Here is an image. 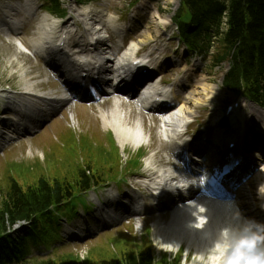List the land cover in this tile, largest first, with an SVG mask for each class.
<instances>
[{
	"label": "bare ground",
	"instance_id": "6f19581e",
	"mask_svg": "<svg viewBox=\"0 0 264 264\" xmlns=\"http://www.w3.org/2000/svg\"><path fill=\"white\" fill-rule=\"evenodd\" d=\"M33 6V0H26L24 4L20 5L24 10L22 11L19 5H14V3L12 4L6 1L0 2V30L6 34L8 41L10 40L16 45L17 51L20 54L27 50L26 46L21 42L20 37L22 34L24 35L26 19L36 15V10ZM103 7L104 6L97 7L91 4L74 11L75 17H77L84 26L86 36L83 35L82 32L78 35L77 29L79 27L75 25V19L73 17L60 22L50 17L48 14H42L38 20V35L30 37L28 43L37 53L42 54L43 58L49 61L51 60L54 64L62 63L65 68H68L69 71L66 73V76L73 81L72 85L77 86L78 83L81 84L90 81L93 83L97 82L111 94L120 92L118 91L120 90V85H124L121 87L123 89L127 87L131 89L135 84L139 86V81L142 77L140 78V65L136 66L133 63L134 55L139 49L137 42H131L120 57L111 53L112 49L108 45L109 39L107 38L108 27L111 26L118 35H121L124 29L116 24V19L113 16L107 15L108 10ZM141 8L147 9L146 3H143ZM230 9L231 6L228 8V12L225 11L221 18L222 28H224L227 19L226 15L229 16ZM147 12L149 11L147 10ZM153 18L155 23L158 24V27L162 25L166 28L171 22L170 16H162L158 10L153 12ZM225 30H227V28ZM58 33L60 34L57 37ZM240 33H242V30L239 34ZM64 34L66 35L65 40L62 39ZM63 41L65 42L64 45L61 44ZM158 70L159 68L156 65L154 72H159ZM192 70V72H194V69ZM190 78L191 74H188L187 79L189 80ZM178 83L179 87H183L181 81ZM144 84V92L139 95L140 100L145 105L154 104L153 99L158 96L164 101L160 103V107L162 108L167 106V103H173V105L165 111L168 115H166V118L162 121V128L166 136L171 138V146L173 148L177 147L178 139H180V135L187 121L191 120L193 117V110L189 104H191L192 101H194L195 105L199 104V102L196 101L197 98L194 97L196 94L190 93L189 96L181 99L177 95L178 93L174 92L173 86L169 92V89L159 87L154 80H149L147 84L146 82ZM27 85L32 86L30 82H28ZM197 91L198 95L202 97V100H204L205 97H210V94L213 93L212 87L206 83L200 86ZM130 92L135 93L136 91ZM171 92L172 95L170 94ZM22 95L27 96V98L16 99L13 97L11 98L9 95L6 96L8 100L7 104L13 109L14 118L4 116L3 119H7L6 125L13 129H15L13 124H15L17 128H23L27 120L36 119L40 114H45L49 112L50 109L53 110L56 103L61 104L62 102H67L63 101V99H68L67 96H65L68 95L67 93L63 95L64 97L61 99V102L58 97H52L49 94L45 96L42 95L38 103H44L50 106L43 112L35 103L39 100L37 94L31 92L29 88L26 87V91L22 92ZM122 105L123 101L115 97L114 108L110 114L107 113L109 117L101 113L104 127L106 129L111 127L116 138L122 145L125 143H132L133 146H139L143 142V130L141 129L143 127L140 122L134 128L124 123L125 119L121 111ZM243 122H245V120H243ZM245 134H249V131H245L243 136L241 138L239 137L240 145H242L245 139ZM258 170L259 168H254L250 179L248 178V182L251 183V181H255V179L259 181L260 174L259 172L257 173ZM159 175L160 179H156L153 182L149 181L147 185H149L150 182L153 185H163L165 189L171 191L184 206L172 214V218L168 223L157 222L155 224L156 233L162 243L168 247L177 249L181 243H186L188 248H194L196 250L200 259L205 256L203 253L206 245L202 239L201 232L195 227V220L204 223L205 219L210 218L211 223L208 227L212 229L220 226L224 222H236L238 219L236 214L243 210H250L246 216H242L241 213V216L244 218H249V215L251 216L260 211L259 208H254L250 201H247L248 193L247 191H242L243 189L237 192L235 197L224 195L220 197V199L209 200L208 198L204 200L199 196L196 198L197 192L189 195L190 192H194L191 186L193 185L196 187V179L189 178L174 165L170 164L164 167L161 172H159ZM259 184L262 185L261 182H259ZM194 198H196L195 202L188 203ZM232 203L233 206H231ZM202 207L206 209V212L203 214L200 211ZM113 213V208L110 212L109 210H103V220L105 222L110 220L111 214ZM255 219H257V216L254 220ZM215 259H218V257L209 256V260Z\"/></svg>",
	"mask_w": 264,
	"mask_h": 264
},
{
	"label": "rangeland",
	"instance_id": "374dc122",
	"mask_svg": "<svg viewBox=\"0 0 264 264\" xmlns=\"http://www.w3.org/2000/svg\"><path fill=\"white\" fill-rule=\"evenodd\" d=\"M129 1L130 0H95L92 1L91 4L97 7L104 6L108 10V15H115L118 18L121 17L122 20L125 19L126 21H128V19L124 18V16ZM153 1V5L162 16H171V18L173 14L178 11L180 5L179 0ZM15 2H18V0H15ZM63 2L69 4L70 7L73 6L72 0H63L62 3ZM153 12L154 10L151 14L147 15L145 13L139 12V15L135 16L136 20L141 25L135 26L133 28L134 33L132 39L135 41H141L142 46H144L143 50L141 51V53L143 54H148V50L152 47H155L157 43L158 45L156 47H158L159 49H166L167 47H174L175 45L174 43H172L170 45L173 46H170L166 43V37L165 34H163L162 30V28L164 27L162 25L158 27V24L155 23ZM37 24V20H35L26 25V30L23 35L25 37H21V41H23L25 45L27 44V38L36 35ZM128 25H136V22H129ZM161 40L163 42H161ZM160 44H163L164 48H162ZM222 51L223 50L221 48V44H216V46H214L212 50V53L215 52V54H211L213 56V60L214 57L218 55V53L221 54ZM152 52L156 53V51ZM170 52L171 49L167 48L161 53L171 55ZM196 63H198L197 66L199 67V72L196 79L197 82L192 86L193 89L187 94V96H189L190 93H195L196 95L194 97L197 98L196 101L199 102L198 105H195L194 101L189 104V106L193 110L195 117L200 116L201 118L207 120L209 112L201 110L202 103L210 104L214 107L216 111L214 113H210L211 116H214L228 100L237 98L240 99L241 102H246L243 97H239L236 94L229 92L222 86L223 84H221L222 82L220 78L225 73L224 66L223 68H212L211 57L201 58L200 60L197 59ZM176 73H180V67L175 68L171 66V68H169L168 70H164L163 74H165L167 78H171ZM52 80L53 78L50 76L47 70L39 64V62H36L35 59L26 52L21 54L18 53L16 45L13 44L12 41H8L6 35L0 32V88H6L7 90L13 92H20L24 90L28 86L27 83L30 82L32 86L28 87L34 90V93L50 95L57 94L59 96L61 94V87H59L57 83L53 82ZM204 83L208 84L213 89V96L209 98L211 101H204L202 100V97L198 95L197 90ZM121 100L123 101L121 111L124 116L125 122L131 127H135L139 122L141 123L145 130L144 138L146 142H144V144L146 145V147H144V149L150 154L149 156H151V159L155 164L160 167H167V164L165 163H168V159L164 156V153H166V151L161 139L160 121L157 120V117H151L149 114H144L143 112L139 111L136 104L132 101H127L123 98H121ZM245 105L246 107L244 108V113L247 116L248 123L254 124L255 122H260L264 128V112L251 106L249 102L245 103ZM103 107L108 113H110L114 108V99L112 98L107 100ZM98 110V108L93 107L92 105L89 106L84 103L78 104L77 106H71L70 109L66 110L59 119L54 120L50 126L47 125L41 128L40 131L43 130V132L36 139H30L19 143L11 150L7 151L4 155H0V189L4 190L6 187L5 167L6 162L8 161L14 160L19 163L24 162L26 164L42 162L41 165L44 166L43 159L45 157V154H50L55 157L59 155L63 158V155L59 149V144H57L58 141L62 144L63 148L69 147L70 144H72V140H74V138L78 139V137L74 136L72 133L68 134V130H71L76 134H80L81 136H87L89 140L97 146H101V144H104V147L106 144L110 145V138L108 136H105L108 132L103 128V123L99 119ZM254 117L258 120H254ZM126 150L129 152H134V150L130 147H127ZM141 150H143V148ZM252 155L257 157L259 154L257 152H253ZM262 162L264 163V159H262L260 163L262 164ZM261 175L262 182L264 183V173H261ZM258 186L259 185L254 182L251 186L252 190L256 191L258 189ZM1 195H3V192L0 193V196ZM1 199L2 197L0 198V201ZM170 219V215H164L152 222L160 220V222L168 223ZM83 220H85V218ZM83 220H80L79 224L83 223ZM96 221L97 220H93L92 223ZM61 223L64 224V221L62 220ZM133 225L135 227L134 233L137 236H140L147 226L144 219L135 221ZM64 228L70 230V226L64 225ZM73 228H76V226L73 225ZM123 229H125V227L120 230ZM120 230L113 231L110 233V235L120 234ZM155 235V233H152V238L154 240H156ZM107 237L108 234H104V236H101L96 240H84L83 242H80V245L68 247L63 250H73L77 254L86 255L87 251L93 245L100 244L103 240L107 241ZM34 254L36 256H39L36 251L34 252ZM193 257L194 255L192 256V261L194 260ZM193 262L191 264H200L199 256L197 255V253L196 259Z\"/></svg>",
	"mask_w": 264,
	"mask_h": 264
},
{
	"label": "trees",
	"instance_id": "16d2710c",
	"mask_svg": "<svg viewBox=\"0 0 264 264\" xmlns=\"http://www.w3.org/2000/svg\"><path fill=\"white\" fill-rule=\"evenodd\" d=\"M49 1L52 11L58 14L63 12L58 0ZM230 6L229 16L226 15L227 30L221 33V18ZM174 18L182 30L184 41L192 50H206L212 38L217 36L223 51L215 56L214 64L223 61L229 54L227 50L234 49L236 67L228 77V86L237 93L244 90L249 97L264 105V85H261L264 83V0H181ZM193 25L196 29L191 28ZM95 149L88 152V161L82 171L73 170L70 173L69 170L61 177L58 174L60 168L57 167L50 170L49 176L41 173L33 180L15 183L8 196L0 201V238L9 225L29 220L38 214L44 215L48 206L67 200L74 192L90 188L95 177L88 175L87 170L99 175L98 178L102 180H105V172L118 170L117 159L114 162L113 155L106 148L101 146ZM21 173L24 177H30L32 171ZM44 231V238H48L50 230ZM3 249H6V258L15 260L16 264H21L20 260L27 250L24 240L16 242L12 238L0 241V252ZM34 264H153V257L149 250L140 255L122 250L119 256L108 253L98 257L92 254L83 263L57 258Z\"/></svg>",
	"mask_w": 264,
	"mask_h": 264
},
{
	"label": "clouds",
	"instance_id": "9594fccd",
	"mask_svg": "<svg viewBox=\"0 0 264 264\" xmlns=\"http://www.w3.org/2000/svg\"><path fill=\"white\" fill-rule=\"evenodd\" d=\"M200 211L203 214L206 209ZM236 217V222H224L212 229L208 227L210 218L204 223L194 221L206 245L203 254L218 257L205 264H264V222L244 218L240 213Z\"/></svg>",
	"mask_w": 264,
	"mask_h": 264
}]
</instances>
